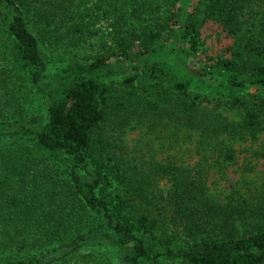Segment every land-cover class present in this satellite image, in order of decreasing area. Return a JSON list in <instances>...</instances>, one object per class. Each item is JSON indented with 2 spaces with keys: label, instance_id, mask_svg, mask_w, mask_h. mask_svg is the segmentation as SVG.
Masks as SVG:
<instances>
[{
  "label": "trees",
  "instance_id": "obj_1",
  "mask_svg": "<svg viewBox=\"0 0 264 264\" xmlns=\"http://www.w3.org/2000/svg\"><path fill=\"white\" fill-rule=\"evenodd\" d=\"M99 21L111 44L90 60L64 53L49 90L32 30L65 27L75 46ZM141 127L197 136V166L136 154L125 135ZM261 133L264 0H0V264H113L106 251L84 254L96 239L125 264H264V192L215 198L201 164L212 168L219 147L234 161V144ZM252 158L264 159V138Z\"/></svg>",
  "mask_w": 264,
  "mask_h": 264
},
{
  "label": "rangeland",
  "instance_id": "obj_2",
  "mask_svg": "<svg viewBox=\"0 0 264 264\" xmlns=\"http://www.w3.org/2000/svg\"><path fill=\"white\" fill-rule=\"evenodd\" d=\"M163 12L164 7L161 6L158 11L156 10L155 14L148 17L145 16L148 20L147 23L154 24L160 21ZM250 12H252L251 15ZM245 19L248 24H251V21H256L255 13L252 9L247 10ZM143 26L144 24L131 22L128 30L139 33L142 31ZM249 26L245 25V30H248ZM212 27L213 24L211 22H208L204 26L207 35L211 34ZM112 30L113 28L109 22H96L91 25V31L86 34V39L79 41L75 46L68 45L67 40L69 41V37L65 33V27L62 28L61 35H49L47 32L36 33L32 30L40 41L42 55L48 65L47 78L44 84L49 90L54 91L56 89L55 64L60 56L68 52L81 59L90 60L105 50V43L111 44ZM208 38H210L209 43L214 46V37L211 35ZM207 46H209L208 43ZM211 50L215 54L219 53L216 46L212 47ZM35 102L38 103L39 101ZM43 104L42 108L34 113V115L40 116L44 122V120L46 121L47 106L45 100H43ZM220 110L230 120L237 121L239 119V114L235 110L224 107L220 108ZM33 112L29 110V114ZM125 138L130 149L147 160L155 159L162 162H174L182 167H195L201 157L200 150L197 149L198 137H194L189 132H178L173 135L171 133V137H167L165 134L164 138L159 139L158 135L148 134L146 133V129L141 127L140 129L128 130ZM263 138L264 133H261L259 141L249 139L236 142L234 148L237 157L232 162L223 160V157H221V147L217 148L219 151L211 154L212 159L210 162H212V168H209L208 164L201 162V164L208 167L210 174L208 186L212 196L221 200H230L232 197L242 196L250 202H255L261 198L264 192V159H253L252 152L256 150L260 140ZM49 157L51 162H57L58 165L67 166L70 162L62 155H55L54 157L49 155ZM161 187L167 189L168 184L162 182ZM93 251H106L110 255L113 264H125L124 251H120L108 242L96 239L88 242L83 248L84 254Z\"/></svg>",
  "mask_w": 264,
  "mask_h": 264
}]
</instances>
